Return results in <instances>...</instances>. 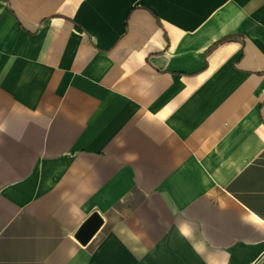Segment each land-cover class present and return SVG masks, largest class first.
Masks as SVG:
<instances>
[{
  "label": "crops",
  "instance_id": "obj_1",
  "mask_svg": "<svg viewBox=\"0 0 264 264\" xmlns=\"http://www.w3.org/2000/svg\"><path fill=\"white\" fill-rule=\"evenodd\" d=\"M263 258L264 0H0V264Z\"/></svg>",
  "mask_w": 264,
  "mask_h": 264
},
{
  "label": "water",
  "instance_id": "obj_2",
  "mask_svg": "<svg viewBox=\"0 0 264 264\" xmlns=\"http://www.w3.org/2000/svg\"><path fill=\"white\" fill-rule=\"evenodd\" d=\"M102 224V218L98 213H94L79 229L76 237L83 243L86 244L98 231ZM258 264H264V258L259 261Z\"/></svg>",
  "mask_w": 264,
  "mask_h": 264
}]
</instances>
